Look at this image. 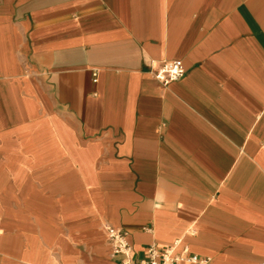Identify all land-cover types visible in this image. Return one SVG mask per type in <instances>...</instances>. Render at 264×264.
Here are the masks:
<instances>
[{"label": "crops", "instance_id": "1", "mask_svg": "<svg viewBox=\"0 0 264 264\" xmlns=\"http://www.w3.org/2000/svg\"><path fill=\"white\" fill-rule=\"evenodd\" d=\"M104 222L264 264V0H0V264H120Z\"/></svg>", "mask_w": 264, "mask_h": 264}, {"label": "built area", "instance_id": "2", "mask_svg": "<svg viewBox=\"0 0 264 264\" xmlns=\"http://www.w3.org/2000/svg\"><path fill=\"white\" fill-rule=\"evenodd\" d=\"M184 73L185 68L180 59L163 60L154 69L155 79L164 86L180 79ZM93 76H96V72H93ZM101 228L106 234L111 257H118L120 264H208L210 260L208 257L192 254L187 249L172 255V245L159 249L156 244H151L145 250V257L135 262L124 230L106 222L101 225Z\"/></svg>", "mask_w": 264, "mask_h": 264}]
</instances>
